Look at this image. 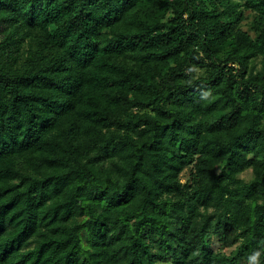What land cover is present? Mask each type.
Masks as SVG:
<instances>
[{
  "label": "trees",
  "instance_id": "obj_1",
  "mask_svg": "<svg viewBox=\"0 0 264 264\" xmlns=\"http://www.w3.org/2000/svg\"><path fill=\"white\" fill-rule=\"evenodd\" d=\"M253 250L264 264V0H0V264Z\"/></svg>",
  "mask_w": 264,
  "mask_h": 264
},
{
  "label": "rangeland",
  "instance_id": "obj_2",
  "mask_svg": "<svg viewBox=\"0 0 264 264\" xmlns=\"http://www.w3.org/2000/svg\"><path fill=\"white\" fill-rule=\"evenodd\" d=\"M245 17L246 18L241 21L240 27L245 32H247L252 38H254L255 33L253 30V22H252L253 21V15L249 11H246ZM256 68H258L257 62H256ZM193 70H194V74L196 76H202L204 74L203 69L193 68ZM188 176H189V167L185 168V170L182 172L181 177H180L181 181L185 182L188 179ZM239 177H240V179L247 181L250 179L251 173H250V171L246 170L243 173H241L239 175ZM211 247L214 250H219V244L217 243V241L214 237L211 239ZM230 250L231 249H223V252L228 253Z\"/></svg>",
  "mask_w": 264,
  "mask_h": 264
},
{
  "label": "clouds",
  "instance_id": "obj_3",
  "mask_svg": "<svg viewBox=\"0 0 264 264\" xmlns=\"http://www.w3.org/2000/svg\"><path fill=\"white\" fill-rule=\"evenodd\" d=\"M208 95L207 93L205 94ZM261 250H253L250 255H248V264H260Z\"/></svg>",
  "mask_w": 264,
  "mask_h": 264
}]
</instances>
